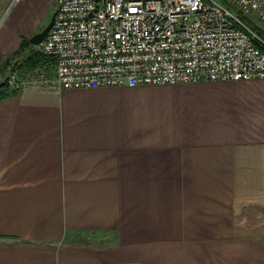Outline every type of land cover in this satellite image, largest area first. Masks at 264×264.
Returning <instances> with one entry per match:
<instances>
[{"label":"crops","instance_id":"crops-1","mask_svg":"<svg viewBox=\"0 0 264 264\" xmlns=\"http://www.w3.org/2000/svg\"><path fill=\"white\" fill-rule=\"evenodd\" d=\"M56 8L0 0V90ZM0 264H264V79L1 97Z\"/></svg>","mask_w":264,"mask_h":264},{"label":"built area","instance_id":"built-area-1","mask_svg":"<svg viewBox=\"0 0 264 264\" xmlns=\"http://www.w3.org/2000/svg\"><path fill=\"white\" fill-rule=\"evenodd\" d=\"M56 11L34 46L45 60L25 78L10 74L3 96L264 79L253 27L264 31V0H57Z\"/></svg>","mask_w":264,"mask_h":264},{"label":"trees","instance_id":"trees-1","mask_svg":"<svg viewBox=\"0 0 264 264\" xmlns=\"http://www.w3.org/2000/svg\"><path fill=\"white\" fill-rule=\"evenodd\" d=\"M253 27L264 38V31L262 29H259V27H257V26H253ZM20 53H21L20 56L22 55L21 57H23V58L25 56H27V59L24 62L25 68L27 69V71H31V69H33L37 64H39L43 60H45V58L40 53L34 51V47L31 45L30 41H26L23 44L22 51ZM17 66H14V67H17ZM3 85H4V83H3ZM1 90H0V98L4 97L1 94Z\"/></svg>","mask_w":264,"mask_h":264},{"label":"water","instance_id":"water-1","mask_svg":"<svg viewBox=\"0 0 264 264\" xmlns=\"http://www.w3.org/2000/svg\"><path fill=\"white\" fill-rule=\"evenodd\" d=\"M56 16H57V11H55L53 13L48 25L42 31H40L39 33L35 34L33 37L30 38V43L33 46H38L45 40V38L48 36L50 30L54 26Z\"/></svg>","mask_w":264,"mask_h":264},{"label":"rangeland","instance_id":"rangeland-1","mask_svg":"<svg viewBox=\"0 0 264 264\" xmlns=\"http://www.w3.org/2000/svg\"><path fill=\"white\" fill-rule=\"evenodd\" d=\"M52 15L53 14H51V16H50V18L48 19V23H49V21H50V19H51V17H52ZM48 23H47V25H48ZM259 26H262V28H264V25L262 24V25H259ZM39 33V32H38ZM34 47V46H33ZM34 51L35 52H38L37 50H35L34 49ZM39 53V52H38ZM48 59V58H47ZM51 73H52V76L54 77L55 76V74H54V69H53V71H50ZM15 73V72H14ZM18 74V73H17ZM19 76H20V74H18ZM52 76H50L51 78H53ZM20 77H22V76H20ZM25 77H27V76H23L22 78H25Z\"/></svg>","mask_w":264,"mask_h":264}]
</instances>
